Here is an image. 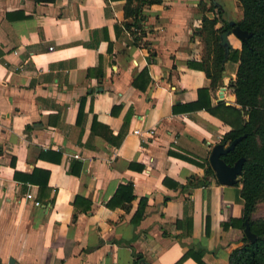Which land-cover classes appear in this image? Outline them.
Wrapping results in <instances>:
<instances>
[{
    "label": "crops",
    "instance_id": "1",
    "mask_svg": "<svg viewBox=\"0 0 264 264\" xmlns=\"http://www.w3.org/2000/svg\"><path fill=\"white\" fill-rule=\"evenodd\" d=\"M216 1L205 11L200 0L144 4L140 46L125 0H0V264H201L180 259L198 245L204 263L229 264L243 243L241 182L169 151L203 161L231 128L205 104H237L238 61L225 59L205 94L210 78L188 62L204 54V13L242 17L238 0ZM130 181L135 197L108 204Z\"/></svg>",
    "mask_w": 264,
    "mask_h": 264
},
{
    "label": "trees",
    "instance_id": "2",
    "mask_svg": "<svg viewBox=\"0 0 264 264\" xmlns=\"http://www.w3.org/2000/svg\"><path fill=\"white\" fill-rule=\"evenodd\" d=\"M159 1L161 0H125L124 2L123 10L126 19L123 24L132 33L134 42L140 46L146 43L142 39L146 33L143 23L145 14L142 6ZM238 1L242 8V17L235 22L249 30L250 34L246 40H241L240 48L231 47L227 54V58L238 61L235 77L229 81L237 104L218 102L221 106H213L209 101L205 104V107L212 113L224 118L231 125V128L222 135L220 141L227 143L234 137L242 135L232 148L221 155L228 163H233L239 156H244L242 171L236 180L241 182L239 191L244 206L240 219L243 227L244 219H248L250 228L256 233V238L251 241L244 233L243 243L230 250L228 263L264 264V217H253L251 214L255 209L256 201L264 193V0ZM199 6L201 10L205 11L214 8L216 4L211 2L207 5L204 0H200ZM222 13L223 11L219 7L217 14L212 17L204 13L201 26L198 31L196 30L204 41V54L199 61L190 59L188 62L202 68L210 78L209 86L199 88L201 94H205L209 87H215L224 75V48L219 43V39L220 32L231 25L228 23V18L222 16ZM127 17L131 18L127 19ZM218 20L221 21V24L216 26ZM210 44L211 46L208 48ZM191 104L201 105L199 101ZM219 107L226 110L225 115L218 110ZM169 151L189 160L197 161L200 165H205L204 173L206 177L215 175L208 156H204L203 161H199L172 149ZM78 197L76 195L74 199L76 205ZM133 197H135V193L133 192L132 182L119 183L108 204H122L130 201ZM145 203L146 197L141 196L138 207L132 215L134 223H137L142 217ZM230 221L233 222L232 219ZM181 222L184 226L186 225V232H189L190 217L186 216ZM208 231L209 217L206 218L205 222V232ZM205 249L206 247L203 245H198L194 252L190 251L191 248H188L180 259L190 254L199 263L206 264L201 259V254ZM135 254L138 257L141 255L138 252Z\"/></svg>",
    "mask_w": 264,
    "mask_h": 264
},
{
    "label": "water",
    "instance_id": "3",
    "mask_svg": "<svg viewBox=\"0 0 264 264\" xmlns=\"http://www.w3.org/2000/svg\"><path fill=\"white\" fill-rule=\"evenodd\" d=\"M214 3H217L216 0H213ZM228 23L231 25L229 28H226L220 32L219 43L224 48V58H227V54L232 47L228 39L229 33H234L241 40H246L247 36L250 34V31L246 28L241 27L238 23L233 19H228ZM242 135H238L234 137L229 142L225 143L223 141H218L214 143L210 149L208 158L209 162L215 172L217 179L224 183H233L237 180L238 176L242 171V163L244 160V156H239L233 163L226 162L222 153L226 152L228 149L232 148L235 143L240 139ZM244 233L247 238L251 241L255 240L256 233L250 228L248 219H244ZM8 264H13L12 260L8 262Z\"/></svg>",
    "mask_w": 264,
    "mask_h": 264
},
{
    "label": "rangeland",
    "instance_id": "4",
    "mask_svg": "<svg viewBox=\"0 0 264 264\" xmlns=\"http://www.w3.org/2000/svg\"><path fill=\"white\" fill-rule=\"evenodd\" d=\"M212 0H206V4H210ZM211 44L208 46V48ZM208 155V154H207ZM253 217H264V193L262 196L256 201L255 209L251 212Z\"/></svg>",
    "mask_w": 264,
    "mask_h": 264
},
{
    "label": "built area",
    "instance_id": "5",
    "mask_svg": "<svg viewBox=\"0 0 264 264\" xmlns=\"http://www.w3.org/2000/svg\"><path fill=\"white\" fill-rule=\"evenodd\" d=\"M134 131L137 132V133H140L142 135H143L144 132H146L148 135H152V133L154 132V128H148L146 131H143L140 128H135ZM25 196L27 198H29V199H32V201L34 202V204H39L40 203V200L37 199V198H35L33 196V193L31 191H29V190H27L25 192Z\"/></svg>",
    "mask_w": 264,
    "mask_h": 264
}]
</instances>
